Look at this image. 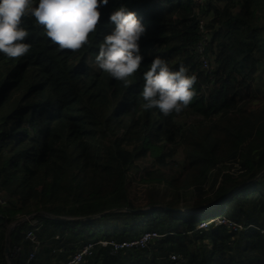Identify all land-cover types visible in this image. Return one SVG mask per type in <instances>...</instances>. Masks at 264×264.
Instances as JSON below:
<instances>
[{
    "label": "trees",
    "instance_id": "16d2710c",
    "mask_svg": "<svg viewBox=\"0 0 264 264\" xmlns=\"http://www.w3.org/2000/svg\"><path fill=\"white\" fill-rule=\"evenodd\" d=\"M121 4L146 27L139 40L142 66L128 84L94 67V44L62 50L27 16L21 25L29 30V52L0 54V193L7 200L0 204V264H8L6 223L29 213L85 217L154 205L204 211H122L88 221L36 216L35 223L14 229L11 249L22 245L26 260L31 244L24 236L33 229L43 252L64 249L56 253L61 261L93 241L84 264H166L172 253L184 258L177 264H264V234L254 227L264 228V174L254 180L264 171V101L250 108L257 96L248 97L264 87V0H108L94 40L110 31L109 14ZM200 17H211V77L195 49ZM154 56L173 70L182 64L196 77L193 97L179 113L141 107L142 72ZM188 118L191 125L184 123ZM143 159L149 161L140 167ZM138 174L148 191L145 204L134 196ZM210 214L225 222L200 228ZM147 230L163 236L145 248L115 251L98 244L135 239Z\"/></svg>",
    "mask_w": 264,
    "mask_h": 264
},
{
    "label": "clouds",
    "instance_id": "9594fccd",
    "mask_svg": "<svg viewBox=\"0 0 264 264\" xmlns=\"http://www.w3.org/2000/svg\"><path fill=\"white\" fill-rule=\"evenodd\" d=\"M107 4L108 0H0V54L18 58L29 52L31 45L25 42L29 30L21 25L27 16L62 50L94 44V67L128 84V78L142 66L139 40L146 27L133 10L121 4L109 14L110 31L94 40L100 8ZM195 79L184 65L173 70L165 59L154 56L142 72L141 107L158 109L163 115L181 112L193 97Z\"/></svg>",
    "mask_w": 264,
    "mask_h": 264
},
{
    "label": "built area",
    "instance_id": "2783aa9c",
    "mask_svg": "<svg viewBox=\"0 0 264 264\" xmlns=\"http://www.w3.org/2000/svg\"><path fill=\"white\" fill-rule=\"evenodd\" d=\"M196 5H202L205 0H193ZM209 16H212L210 13ZM211 17H200L199 19V33H200V39L196 43V52L199 59V63L202 67V69L208 74V76H212L215 72V60L214 56L211 55L208 52V45L211 41V34L207 30V24ZM0 193V204L6 205V198L3 197ZM35 218V217H34ZM214 220L215 224H221L224 223V217L217 216L212 218ZM33 220H31L32 222ZM36 221H33L35 223ZM208 222L210 221H203L199 224L200 228H205L208 225ZM203 225V226H200ZM254 226V225H253ZM259 232L264 234V228L254 226ZM242 229H246L247 227L240 226ZM163 236V234L157 233L156 231H145L142 233L139 237L131 240H124V241H114L113 239H102L98 241V244L102 246L112 245L114 247L115 251H119L121 249H128V248H145L150 242L154 241L155 239H159ZM55 240H60L61 236L57 234L54 237ZM24 240L29 242L31 244V249L28 252V256L26 260H22V252H23V246L22 245H16L12 248L14 257L16 260L21 264H42L41 259L39 257L41 246L43 241L39 238L38 234L35 230L29 229L26 231ZM96 243L93 241H90L88 243L82 244L77 250H75L72 254H70L66 260H62L61 264H84L87 262L88 258L93 252V249L95 247ZM60 245L56 246L55 253L62 252L64 249L62 247H59ZM169 261L166 264H177L178 261L183 260L181 255L172 253L168 256Z\"/></svg>",
    "mask_w": 264,
    "mask_h": 264
},
{
    "label": "water",
    "instance_id": "95a60500",
    "mask_svg": "<svg viewBox=\"0 0 264 264\" xmlns=\"http://www.w3.org/2000/svg\"><path fill=\"white\" fill-rule=\"evenodd\" d=\"M263 174H264V171L261 172V174H259L257 176V178H255L254 180L258 179ZM254 180H252V181H254ZM248 184L249 183H246V184H244L242 186H239L238 188L234 189L229 194H226L225 196H223L221 199H219L217 202H215L213 204V206L212 205L211 206L213 208H215L216 206H218L219 204L224 202L226 199H228L232 195L236 194L239 190H241L242 188H244ZM157 210H167V211H173V212H176V213L190 214V215L191 214H198V213L204 211V209H198V210L192 211V210L182 209V208H180V209H172V208L168 207L167 205H154V206H146V207L139 208V209L115 208V209L106 210V211H104V212H102L100 214L89 215V216H85V217L58 216V215H53V214L45 212V211L32 212V213H29L27 215H24V216L14 220V221H12L10 224H8V226L6 224L7 230H6V233H5V240H4V254L6 256L8 264H16L15 259H14V254H13V251L11 249L12 233H13L15 228H17L18 226L22 225L23 223H26V222H29V221L33 220L34 217H36V216H45L47 218H53V219L61 220V221H88V220L95 219V218H98V217H101V216H104V215L118 213V212H122V211L135 212V213H146V212L157 211Z\"/></svg>",
    "mask_w": 264,
    "mask_h": 264
},
{
    "label": "rangeland",
    "instance_id": "374dc122",
    "mask_svg": "<svg viewBox=\"0 0 264 264\" xmlns=\"http://www.w3.org/2000/svg\"><path fill=\"white\" fill-rule=\"evenodd\" d=\"M263 25H264V23H263ZM263 29L264 28V26H262V27H259V29ZM259 78L260 77H258L257 78V81H259ZM260 82L264 85V77H262L261 78V80H260ZM260 94V95H259ZM257 96V98H255V99H253V100H251L250 101V103H249V107L250 108H257V106H259L260 105V102H262V101H264V87L261 89V90H259V89H254L253 91H252V93H250L249 95H248V97H252V96ZM184 118V116H181L180 117V119H183ZM184 123L186 124V125H191L192 123H193V119L192 118H188L186 121H184ZM149 160H147V159H143V160H140V161H138V165L141 167V166H143L144 165V162H148ZM174 162H176V168H178V164H180L181 162H182V160H181V158H179L177 161H174ZM232 166V165H231ZM233 168L232 169H234V171L235 172H237L236 171V167L235 166H232ZM134 174H135V171H136V169H135V167H134ZM232 171V170H231ZM136 183H134V196L136 197V196H138L139 197V199H142V201H140L139 202V204H145L148 200H147V196H146V194H148V191L146 190V188L147 187H145L144 185H143V183H142V180H141V178L139 177V174L138 175H136ZM161 203H164V204H166L167 202H161ZM213 206V205H212ZM208 207L207 209L208 210H210V209H212L213 207ZM220 212V208H218V209H216L215 211H213V213H212V215H214V214H218ZM211 215V214H210ZM208 215V219L209 220H211V222L210 223H215L214 222V220H212V218H213V216L211 215ZM204 222H205V220H204ZM11 223V222H10ZM10 223H6L7 224V226H8V224H10ZM200 226H203V225H200ZM6 228V230H7V227H5ZM6 230H5V232H6ZM49 243H51V246L52 245H55V244H53L52 243V240H50L49 241ZM43 246H44V244L42 243V246H41V251H40V253H42L43 252V250H44V248H43ZM44 254H42V258L43 259H41V262H42V264H61V259H59V255L58 254H56L55 252H46V251H44L43 252Z\"/></svg>",
    "mask_w": 264,
    "mask_h": 264
}]
</instances>
